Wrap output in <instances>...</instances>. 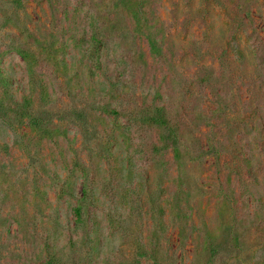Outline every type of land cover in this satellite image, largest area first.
<instances>
[{
  "label": "rangeland",
  "instance_id": "374dc122",
  "mask_svg": "<svg viewBox=\"0 0 264 264\" xmlns=\"http://www.w3.org/2000/svg\"><path fill=\"white\" fill-rule=\"evenodd\" d=\"M263 149L264 0H0V264H264Z\"/></svg>",
  "mask_w": 264,
  "mask_h": 264
},
{
  "label": "trees",
  "instance_id": "16d2710c",
  "mask_svg": "<svg viewBox=\"0 0 264 264\" xmlns=\"http://www.w3.org/2000/svg\"><path fill=\"white\" fill-rule=\"evenodd\" d=\"M101 108L102 110L107 111L106 109L107 105H104ZM19 112L20 110L19 109L16 110L15 108V113L18 115H21V112L20 113ZM157 115L158 117L154 119V121L152 122L158 127H163L164 129L168 131V134L170 133L172 135L173 128L169 125V119L166 117L167 114L165 112V109L164 108L158 109ZM174 138H175V134H174ZM173 149H174V152L178 154V148L175 145ZM263 162H264V158H263ZM96 202L97 201L92 194V189L83 186L81 189V196L77 200L78 205L75 209V217L77 221V226L81 228L82 232L85 231L88 225L86 223V220L89 218V212L87 211V206L90 203H96ZM43 243L45 245V250H46L45 254L47 257V264H63L64 258L60 256L59 251L55 247L54 242L50 244L49 240L46 239L43 241Z\"/></svg>",
  "mask_w": 264,
  "mask_h": 264
}]
</instances>
